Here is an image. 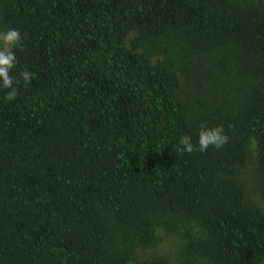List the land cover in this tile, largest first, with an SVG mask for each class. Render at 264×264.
I'll use <instances>...</instances> for the list:
<instances>
[{"label": "trees", "instance_id": "obj_1", "mask_svg": "<svg viewBox=\"0 0 264 264\" xmlns=\"http://www.w3.org/2000/svg\"><path fill=\"white\" fill-rule=\"evenodd\" d=\"M8 28L0 264H137L153 227L180 232L181 264H264L236 179L253 143L264 197V0H0ZM200 125L227 142L200 152Z\"/></svg>", "mask_w": 264, "mask_h": 264}, {"label": "rangeland", "instance_id": "obj_2", "mask_svg": "<svg viewBox=\"0 0 264 264\" xmlns=\"http://www.w3.org/2000/svg\"><path fill=\"white\" fill-rule=\"evenodd\" d=\"M0 31H2L0 29ZM182 84V88H184ZM254 144L250 143L248 148V157L244 165L237 169L236 179L240 182L245 200L249 203L258 205L264 208V197L261 192L259 184L255 180V149ZM151 234L154 238V242L148 247L136 248V260L142 262L148 260L154 256H165L172 264H181V259L178 255V249L182 242L180 232L166 233L159 227H153ZM126 264H136L134 262H128ZM188 264H202L199 260H195Z\"/></svg>", "mask_w": 264, "mask_h": 264}, {"label": "clouds", "instance_id": "obj_3", "mask_svg": "<svg viewBox=\"0 0 264 264\" xmlns=\"http://www.w3.org/2000/svg\"><path fill=\"white\" fill-rule=\"evenodd\" d=\"M21 39L18 29L8 28L0 31V88L9 89V98L15 94L14 77L10 76V71L15 67L16 56L12 47L17 46ZM19 76L27 82L29 74L19 73ZM227 136L221 125L207 126L200 125L196 132V145L200 152H205L209 147L219 148L227 142ZM178 150L191 153L194 150L192 139L188 135L181 136L178 142Z\"/></svg>", "mask_w": 264, "mask_h": 264}]
</instances>
